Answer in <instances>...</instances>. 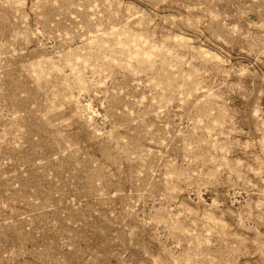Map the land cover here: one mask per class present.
<instances>
[{
	"label": "rangeland",
	"instance_id": "rangeland-1",
	"mask_svg": "<svg viewBox=\"0 0 264 264\" xmlns=\"http://www.w3.org/2000/svg\"><path fill=\"white\" fill-rule=\"evenodd\" d=\"M0 264H264V0H0Z\"/></svg>",
	"mask_w": 264,
	"mask_h": 264
}]
</instances>
